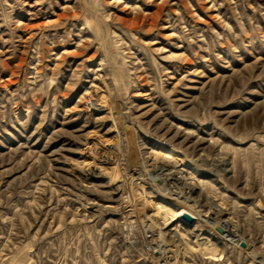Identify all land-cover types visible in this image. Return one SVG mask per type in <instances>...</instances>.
<instances>
[{"label":"rangeland","instance_id":"374dc122","mask_svg":"<svg viewBox=\"0 0 264 264\" xmlns=\"http://www.w3.org/2000/svg\"><path fill=\"white\" fill-rule=\"evenodd\" d=\"M133 215L264 264V0H0V264H157Z\"/></svg>","mask_w":264,"mask_h":264},{"label":"built area","instance_id":"2783aa9c","mask_svg":"<svg viewBox=\"0 0 264 264\" xmlns=\"http://www.w3.org/2000/svg\"><path fill=\"white\" fill-rule=\"evenodd\" d=\"M156 179L159 180L157 184L162 183L160 178L157 177ZM163 183H165L170 190L173 189L172 191L174 192H168L169 194L173 196H178L180 194L179 188H173V181L163 180ZM157 184L156 186H158ZM122 202L121 205L124 208L128 206V196H123ZM124 230L130 234L135 233L137 235L133 237L132 241H129L130 244L138 243L141 252L156 259L157 264H176L174 260H171L167 252L161 249L162 240L160 238V228L157 225L141 222L137 215H133L131 219L124 221Z\"/></svg>","mask_w":264,"mask_h":264},{"label":"bare ground","instance_id":"6f19581e","mask_svg":"<svg viewBox=\"0 0 264 264\" xmlns=\"http://www.w3.org/2000/svg\"><path fill=\"white\" fill-rule=\"evenodd\" d=\"M127 127H128V130L130 129V127L127 125ZM134 141L132 140V138H130V142H129V147H130V153H128V158H127V162H126V164H128L129 165V169L130 168H136V166H134L133 165V163L136 161V156H135V154H134ZM138 160V163H139V159H137ZM134 161V162H133ZM131 170V169H130ZM172 180H174V179H171V181ZM165 187V186H164ZM162 208H165V206H162ZM147 223H149V222H147ZM150 224V223H149ZM153 224H155L154 222H153ZM152 224V225H153ZM160 238H161V240L163 241L164 240V237H162V236H160Z\"/></svg>","mask_w":264,"mask_h":264},{"label":"water","instance_id":"95a60500","mask_svg":"<svg viewBox=\"0 0 264 264\" xmlns=\"http://www.w3.org/2000/svg\"><path fill=\"white\" fill-rule=\"evenodd\" d=\"M184 218H188V216L185 214L183 215ZM216 229L220 232H223L224 231V227H222L221 225H217L216 226ZM240 245L243 246V247H246L247 246V243L244 241V240H241L240 241Z\"/></svg>","mask_w":264,"mask_h":264}]
</instances>
